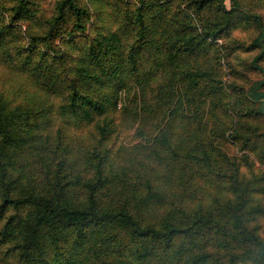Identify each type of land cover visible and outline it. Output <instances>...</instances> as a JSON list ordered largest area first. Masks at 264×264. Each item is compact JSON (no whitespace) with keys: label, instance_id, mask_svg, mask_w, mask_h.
<instances>
[{"label":"trees","instance_id":"16d2710c","mask_svg":"<svg viewBox=\"0 0 264 264\" xmlns=\"http://www.w3.org/2000/svg\"><path fill=\"white\" fill-rule=\"evenodd\" d=\"M232 2L0 0V264H264V79L201 60Z\"/></svg>","mask_w":264,"mask_h":264},{"label":"rangeland","instance_id":"374dc122","mask_svg":"<svg viewBox=\"0 0 264 264\" xmlns=\"http://www.w3.org/2000/svg\"><path fill=\"white\" fill-rule=\"evenodd\" d=\"M183 3H186L187 0ZM242 5V8L238 11H242L243 15L236 17L231 27L226 33H222L220 37L214 41V50L211 51L209 57L201 58V60H217L216 50H218L219 60L218 63L222 67L224 75L233 76L232 82L234 83L235 89L238 94L242 91L240 88H245L246 84L261 81L264 79V71L257 70L252 67V62L259 57L258 64H260L264 69V50L254 46V40L259 34V25L254 17L251 15H259L264 20V0H238ZM225 7L231 10L235 7L232 0H223ZM180 2L177 3L179 5ZM182 3V2H181ZM239 74L235 75V71ZM227 78V77H226ZM4 77L1 76L0 70V92H2L7 99L11 101L9 105L12 108L19 106L22 97L17 95L14 88H7V84L3 82ZM227 80V79H226ZM225 80V81H226ZM248 89V88H247ZM263 90H257L258 93H262ZM15 94V95H14ZM242 108V106H241ZM253 125H261L264 127L263 121L255 120L252 121ZM75 131V129H72ZM240 155V153H239ZM241 177L244 181L246 180H256L259 179L264 173V161H262L259 155L255 154V159L253 165L243 162V166L240 169ZM252 201L254 203L262 202L264 203V195L254 194ZM264 220V218H263ZM263 223H258L260 232L264 235V221ZM244 264V263H240Z\"/></svg>","mask_w":264,"mask_h":264}]
</instances>
